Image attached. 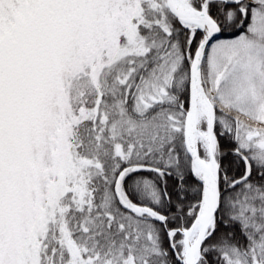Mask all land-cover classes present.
Instances as JSON below:
<instances>
[{"label":"snow or ice","instance_id":"snow-or-ice-1","mask_svg":"<svg viewBox=\"0 0 264 264\" xmlns=\"http://www.w3.org/2000/svg\"><path fill=\"white\" fill-rule=\"evenodd\" d=\"M0 264H264V0H0Z\"/></svg>","mask_w":264,"mask_h":264}]
</instances>
